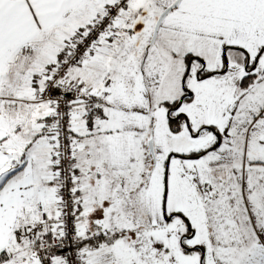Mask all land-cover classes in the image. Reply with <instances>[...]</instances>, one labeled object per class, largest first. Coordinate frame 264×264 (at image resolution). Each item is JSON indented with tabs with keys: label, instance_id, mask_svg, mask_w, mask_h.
<instances>
[{
	"label": "snow or ice",
	"instance_id": "snow-or-ice-1",
	"mask_svg": "<svg viewBox=\"0 0 264 264\" xmlns=\"http://www.w3.org/2000/svg\"><path fill=\"white\" fill-rule=\"evenodd\" d=\"M0 264H264V0H0Z\"/></svg>",
	"mask_w": 264,
	"mask_h": 264
}]
</instances>
